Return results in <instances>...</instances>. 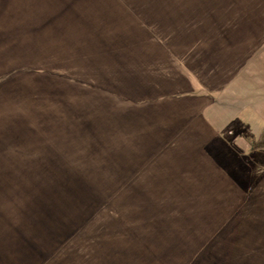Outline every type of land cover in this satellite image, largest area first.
Wrapping results in <instances>:
<instances>
[{
    "label": "rangeland",
    "instance_id": "obj_1",
    "mask_svg": "<svg viewBox=\"0 0 264 264\" xmlns=\"http://www.w3.org/2000/svg\"><path fill=\"white\" fill-rule=\"evenodd\" d=\"M0 264H264V0H0Z\"/></svg>",
    "mask_w": 264,
    "mask_h": 264
}]
</instances>
